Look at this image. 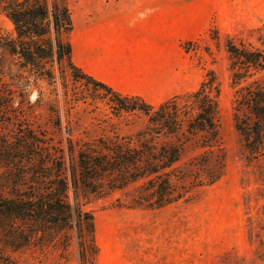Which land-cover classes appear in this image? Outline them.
Listing matches in <instances>:
<instances>
[{
  "label": "trees",
  "instance_id": "obj_1",
  "mask_svg": "<svg viewBox=\"0 0 264 264\" xmlns=\"http://www.w3.org/2000/svg\"><path fill=\"white\" fill-rule=\"evenodd\" d=\"M1 10L13 28L0 33V67L14 80L24 73L23 79L55 82L58 71L64 82L69 73L110 95L114 117L140 115L144 122L130 134L78 142L69 129L64 144L58 112L52 131L24 125L15 118L13 98L6 100L0 90V124L9 117V129L0 132V264H96L95 219L86 204L124 192L125 207L158 210L224 175L214 70L195 90L153 105L75 65L67 0H1ZM253 31L260 46L228 35L225 48L234 128L248 157L256 159L264 156V24ZM97 121L114 130L119 125L111 118Z\"/></svg>",
  "mask_w": 264,
  "mask_h": 264
},
{
  "label": "rangeland",
  "instance_id": "obj_2",
  "mask_svg": "<svg viewBox=\"0 0 264 264\" xmlns=\"http://www.w3.org/2000/svg\"><path fill=\"white\" fill-rule=\"evenodd\" d=\"M191 1L194 27L188 38H179L174 53L180 66L177 93L195 90L208 70L216 72L225 173L213 185L192 188L185 199L158 210L125 207L124 192L86 204L84 209L95 219L96 264H264V156L249 158L234 128V91L225 48L228 35L260 46L253 30L264 24V0ZM77 2L67 0L73 22L71 44ZM12 28L0 0V33ZM13 68L21 74L17 66ZM0 73V90L7 94L6 100L13 98L15 118L52 131L58 112L64 144L69 129L78 142L100 134H130L143 125L140 115L114 117L110 95L85 79L74 80L69 73L64 82L58 71L55 82L23 79L28 76L24 73L14 80L1 67ZM8 118H3L0 132L9 129ZM109 118L118 122L115 130L98 124V119Z\"/></svg>",
  "mask_w": 264,
  "mask_h": 264
},
{
  "label": "crops",
  "instance_id": "obj_3",
  "mask_svg": "<svg viewBox=\"0 0 264 264\" xmlns=\"http://www.w3.org/2000/svg\"><path fill=\"white\" fill-rule=\"evenodd\" d=\"M73 19L72 59L84 73L151 104L178 92L174 53L194 27L191 0H78Z\"/></svg>",
  "mask_w": 264,
  "mask_h": 264
}]
</instances>
